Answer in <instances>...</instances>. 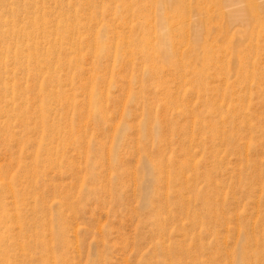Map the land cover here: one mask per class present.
I'll return each mask as SVG.
<instances>
[{"label": "rangeland", "instance_id": "rangeland-1", "mask_svg": "<svg viewBox=\"0 0 264 264\" xmlns=\"http://www.w3.org/2000/svg\"><path fill=\"white\" fill-rule=\"evenodd\" d=\"M263 4L0 0V264H264Z\"/></svg>", "mask_w": 264, "mask_h": 264}, {"label": "bare ground", "instance_id": "bare-ground-1", "mask_svg": "<svg viewBox=\"0 0 264 264\" xmlns=\"http://www.w3.org/2000/svg\"><path fill=\"white\" fill-rule=\"evenodd\" d=\"M263 3H264V0H263ZM261 5V4H260ZM264 5V4H263ZM128 6V5H127ZM255 12V11H254ZM181 16H183V14L182 15H180V17ZM244 17V9L242 8V7H235V8H233L230 12H229V15H228V18L230 19V21H232V22H237V21H241L242 20V18ZM163 21L164 22H167L168 21V19H169V17L167 16V15H164L163 17ZM183 18V17H182ZM176 20H178V17H177V19ZM184 20L182 19L181 20V23L183 22ZM180 22V21H179ZM254 23H257V24H259V23H261V21H259V20H254L253 21ZM67 30V29H66ZM42 31V30H41ZM164 32V31H163ZM162 42H163V49L164 50H162L163 51V53H164V55L165 56H168V59H169V56H170V54H172V55H178V48H176V47H172V48H165V44L166 43H168V41H169V39H168V37L167 36H163L162 37ZM49 44V43H48ZM79 46V45H78ZM246 49V48H245ZM181 55V54H180ZM18 58V57H17ZM1 61V60H0ZM151 61H153L152 60V58H151ZM243 61V60H242ZM168 62H169V64H168V70H172V71H176V72H180V71H178V70H183V71H185V72H187L186 74H189V75H191V78H190V81H188L189 83H188V85H190L191 86V88L192 89H194L195 91H196V93L198 94V96L199 97H201V98H204V102L206 103V102H208L209 101V99L206 97V91L208 90V79H210L213 75L211 74V70H213V71H215L214 69H215V65L211 62V63H209L208 65H206L205 64V61L202 63L203 64V68H196L195 67V65L193 64V66H192V68L190 69L189 68V66L191 65V63H190V65H189V62H181L179 59L178 60H176V62L174 63V65L176 66V67H174L173 65H172V63H171V61L170 60H168ZM245 63V62H244ZM245 69H246V66H245ZM216 73H220L219 71L218 72H216ZM222 73V72H221ZM154 75V74H153ZM162 75V74H161ZM220 75H222V74H220ZM155 76H156V73H155ZM159 76H160V73H159ZM247 76H249V75H247ZM263 76V75H262ZM160 77H162V76H160ZM261 77V76H260ZM156 78V77H155ZM220 78V77H219ZM241 78V77H240ZM248 78V77H247ZM10 80V79H9ZM8 80V81H9ZM246 78H244L243 80L241 79V81H242V84L244 85H246ZM239 83H240V81H239ZM158 85H163L164 83H157ZM18 85V83H12V87H11V93H14L12 96L15 98V97H21V96H23V95H25L26 93H24L22 90H20V87L19 86H17ZM10 87V83H6V85H5V83H2L1 85H0V95H2V93L4 92L5 93V91H7L8 90V88ZM41 90H42V88H41ZM215 90V89H214ZM3 91V92H2ZM42 94L43 95H50L51 97H57V98H62V97H64V98H68L67 96L68 95H63L64 93H62V92H60V91H54L53 89H46V90H44L43 92H42ZM90 94H91V97H92V95H94V90H90ZM224 95V96H223ZM222 95V97H231L232 96V93H229V92H226L225 94H223ZM91 97H89V100H88V102H89V109H90V113L91 114H94V112H93V107H94V103H93V101H92V98ZM2 108L0 107V110H1ZM207 110V109H206ZM1 112H3V110L1 111ZM42 124L44 125V127L46 126L43 122H42ZM51 128H49V129H47V130H50ZM68 132V131H67ZM69 135V134H68ZM69 137V136H68ZM2 186H3V188H4V190H5V192L6 191H8V192H10V193H13V186L12 185H8V184H4V183H2ZM6 216H8V215H6ZM18 218H19V216H15V218L13 219V220H18ZM11 221H12V219H11Z\"/></svg>", "mask_w": 264, "mask_h": 264}]
</instances>
